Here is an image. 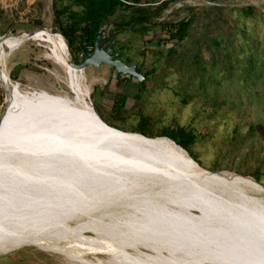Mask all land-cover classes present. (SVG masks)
<instances>
[{"label": "bare ground", "instance_id": "1", "mask_svg": "<svg viewBox=\"0 0 264 264\" xmlns=\"http://www.w3.org/2000/svg\"><path fill=\"white\" fill-rule=\"evenodd\" d=\"M49 29L0 38L9 100L0 120V255L26 246L60 264H264V188L198 168L167 139L105 125L65 40ZM28 41L45 46L72 99L9 81L5 61Z\"/></svg>", "mask_w": 264, "mask_h": 264}, {"label": "rangeland", "instance_id": "2", "mask_svg": "<svg viewBox=\"0 0 264 264\" xmlns=\"http://www.w3.org/2000/svg\"><path fill=\"white\" fill-rule=\"evenodd\" d=\"M5 1L0 0V38L49 23L56 34L53 5L69 4ZM162 3L166 8L142 25L146 30L117 27ZM248 8H253L249 15ZM189 19L193 23L187 38L169 42L160 23ZM102 29L103 44L113 42L112 55L137 67L144 78L118 76L108 66L85 68L82 86L98 118L125 133L145 127L150 139L171 130L191 131L195 141L190 156L201 169L242 176L264 188V0H140L133 9L118 11ZM44 47L28 41L12 52L5 61L9 81L23 93L43 91L72 99L64 72L44 58ZM68 56L74 64L69 50ZM122 98V108L114 107ZM0 264H60V258L23 249L0 255Z\"/></svg>", "mask_w": 264, "mask_h": 264}, {"label": "trees", "instance_id": "3", "mask_svg": "<svg viewBox=\"0 0 264 264\" xmlns=\"http://www.w3.org/2000/svg\"><path fill=\"white\" fill-rule=\"evenodd\" d=\"M68 5H53V28L59 33L68 45L70 56L73 57L74 64L79 65L94 50V45L98 33L109 22V18L113 17L118 11L131 10L140 0H68ZM167 6L166 3L159 5L160 8L153 10L148 15H137L132 19L123 20L117 27L131 26L140 27L146 30L148 21L152 18L160 17L163 9ZM75 8V10L73 9ZM253 8H248L246 14L249 15ZM193 23L192 19L183 20L177 23H160L163 29L167 30L168 41L182 43L188 34V30ZM146 27L142 28V25ZM106 43H109L107 41ZM91 50V52H89ZM81 59H79V57ZM114 107L122 108L124 99L117 100ZM119 103V104H118ZM121 105V106H120ZM99 119L106 125V123L99 117ZM135 134L147 137L145 127L142 131L134 132ZM148 138V137H147ZM164 138L175 144L178 148L186 152L190 156L189 148L195 141V136L191 131L184 129H177L175 131H166L165 133L157 135L153 139ZM152 139V138H151Z\"/></svg>", "mask_w": 264, "mask_h": 264}, {"label": "water", "instance_id": "4", "mask_svg": "<svg viewBox=\"0 0 264 264\" xmlns=\"http://www.w3.org/2000/svg\"><path fill=\"white\" fill-rule=\"evenodd\" d=\"M50 26H51V23H49V27ZM38 30H41V29H38ZM38 30H36L34 32H29V33L24 32V34L29 39V38H32L35 35V33H37ZM49 30L51 32V29H49ZM102 31H103V29H101L100 32L98 33L92 54L90 56H88V58H86L79 65H75V64L70 63V67L74 70L79 71V72H83V70L87 67L108 66L111 69H113L118 76L128 77L129 79H136L138 81H142L144 77L139 74L137 67L129 66L127 62L120 61L118 59L119 58L118 55H111L112 51H113V45H112V43H106V44L104 43L103 44L102 36H101ZM67 49L69 50L68 45H67ZM0 83L2 84L1 80H0ZM3 88H4V86H3ZM8 102H9V100H8ZM8 102H7V104H8ZM7 109H8V105L6 106L3 114L7 111ZM192 162H193V160H192ZM195 165L198 168H200L196 163H195ZM216 174H218V173H216ZM23 249H37V250L41 251L42 253L47 254L48 256H58L54 253L47 252V251L42 250V249L37 248V247H26V246L16 248V249L12 250L10 253H16V252H19ZM10 253H8V254H10ZM58 258H59V256H58Z\"/></svg>", "mask_w": 264, "mask_h": 264}, {"label": "built area", "instance_id": "5", "mask_svg": "<svg viewBox=\"0 0 264 264\" xmlns=\"http://www.w3.org/2000/svg\"><path fill=\"white\" fill-rule=\"evenodd\" d=\"M91 52V50H89ZM82 56L79 58L81 59ZM6 90L3 88L2 84L0 83V119L3 115V112L7 106V93Z\"/></svg>", "mask_w": 264, "mask_h": 264}, {"label": "flooded vegetation", "instance_id": "6", "mask_svg": "<svg viewBox=\"0 0 264 264\" xmlns=\"http://www.w3.org/2000/svg\"><path fill=\"white\" fill-rule=\"evenodd\" d=\"M110 43V42H109ZM111 43H113V42H111ZM117 54V53H116ZM112 55V54H111ZM128 63V62H127ZM129 65V64H128Z\"/></svg>", "mask_w": 264, "mask_h": 264}, {"label": "crops", "instance_id": "7", "mask_svg": "<svg viewBox=\"0 0 264 264\" xmlns=\"http://www.w3.org/2000/svg\"><path fill=\"white\" fill-rule=\"evenodd\" d=\"M95 112V111H94Z\"/></svg>", "mask_w": 264, "mask_h": 264}]
</instances>
